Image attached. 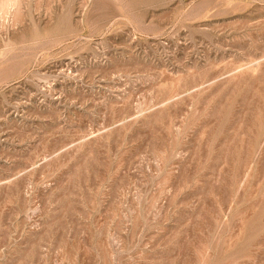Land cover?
I'll use <instances>...</instances> for the list:
<instances>
[{
	"label": "rangeland",
	"instance_id": "1",
	"mask_svg": "<svg viewBox=\"0 0 264 264\" xmlns=\"http://www.w3.org/2000/svg\"><path fill=\"white\" fill-rule=\"evenodd\" d=\"M0 264H264V0H0Z\"/></svg>",
	"mask_w": 264,
	"mask_h": 264
},
{
	"label": "bare ground",
	"instance_id": "2",
	"mask_svg": "<svg viewBox=\"0 0 264 264\" xmlns=\"http://www.w3.org/2000/svg\"><path fill=\"white\" fill-rule=\"evenodd\" d=\"M9 1V0H8ZM2 10V9H1Z\"/></svg>",
	"mask_w": 264,
	"mask_h": 264
}]
</instances>
